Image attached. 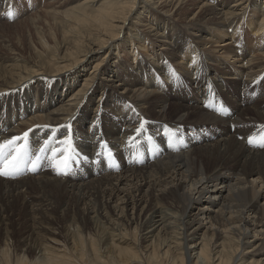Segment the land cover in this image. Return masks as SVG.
Wrapping results in <instances>:
<instances>
[{
  "label": "bare ground",
  "instance_id": "obj_1",
  "mask_svg": "<svg viewBox=\"0 0 264 264\" xmlns=\"http://www.w3.org/2000/svg\"><path fill=\"white\" fill-rule=\"evenodd\" d=\"M36 1L18 21L33 35L28 55L14 52L10 61H0V142L21 137L17 144L22 145L33 138L41 149L68 139L95 160L111 151L121 162L114 174L98 171L78 196L64 193L66 203L86 207L93 228L97 219L107 220L102 253L93 245L85 254L64 246L78 243L81 229L69 210L62 211L65 201L46 185L59 179L64 185L66 176L37 169L8 180L13 187L30 184L37 189L31 196L17 202L0 196V256L12 259L5 225L15 224L22 228L17 234L38 238L18 240L15 264H264V147L259 146L264 143V98L238 108L233 119L236 111L223 96H231L234 87L208 80L214 75L203 65L214 52L220 59L215 62L235 66L250 56L254 47L239 33L245 27L257 33L255 40L264 37L258 34L264 31V0ZM125 43L130 48L149 45L152 57L138 56L139 74L125 71L127 63L118 58ZM191 46L199 61L192 74V64L180 60L193 57ZM256 50L244 70L229 66L228 71L251 79L260 95L264 54L254 55ZM169 65L190 84L163 85L156 74L163 82L172 81ZM16 90L32 91L24 114L7 106ZM44 97L50 102L40 100ZM233 122L235 130L226 131L224 125L233 129ZM184 147L188 150L182 152ZM90 197L102 201L98 209L86 206ZM109 204L112 219L104 212ZM122 222L139 229L126 245ZM29 247L35 252L31 258L25 255Z\"/></svg>",
  "mask_w": 264,
  "mask_h": 264
},
{
  "label": "rangeland",
  "instance_id": "obj_2",
  "mask_svg": "<svg viewBox=\"0 0 264 264\" xmlns=\"http://www.w3.org/2000/svg\"><path fill=\"white\" fill-rule=\"evenodd\" d=\"M40 1V0H38ZM36 0H0V61H10L12 58V54L18 53L19 55H21L22 57H26L28 55V48L31 44H33V35L32 34H26L25 32V24L20 23L18 21H21V19H24L27 16V13L29 10H31L35 4H36ZM11 16V18H10ZM7 22V24L5 23ZM13 22V23H12ZM20 23V24H18ZM16 25V27H15ZM22 25V26H21ZM14 26V27H13ZM249 28H241V31L239 33V37L242 36V41L245 43H248L249 47H254V49H258L256 50L254 55H263L264 54V37H262L260 40H255L258 39V37L256 36L257 33L254 34V31H250L248 30ZM194 31V30H191ZM197 35L203 37L204 34L202 32H196ZM259 35H264V31L258 33ZM233 46L235 45V43H232ZM187 45V42L184 45L183 50L181 51V56L183 55V52L185 50V46ZM191 45V42H190ZM34 46V45H33ZM209 46V44L207 46H205V48H207ZM214 46V45H213ZM138 47V48H137ZM149 47V45H148ZM148 47L145 45L144 47L139 46L138 44H135L132 46V48H130V45H124L123 51L121 50L118 54V58H120L121 62H125L127 63L125 66L127 67V69H125V71H132L134 73V71L137 72V74H139L140 70L137 68V61H138V56L140 55L141 57H144L145 60L146 58H148L147 56L149 55L150 57H152V54L150 53V50H148ZM192 47V46H191ZM213 48H219V47H213ZM120 49V48H119ZM253 49V50H254ZM193 50V57L187 61V57L185 56L183 59L180 58V60L182 61V63H189L192 64V67L189 68V72L190 74H192V69L195 71V63L199 61L194 57V48L192 47ZM253 50H251L253 52ZM217 51V50H216ZM114 54L118 53L117 48L114 49L112 51ZM160 52V50H159ZM252 52H250V56L252 54ZM213 55L212 60L209 61V63H204V67L205 68H209V72L210 74L214 75L210 78H208V80H211L213 82H215L218 85H221V87H228V86H232L234 87V91L231 94V96H223V100H225L228 104L231 105V107L236 111V117H234L233 119H237V113H238V108H247L250 107L252 105H254L257 101L261 100L262 98H264V94H256L255 91L258 90L257 85L251 81V79H241L236 75L230 74V72L228 71L229 66H233L237 69H245L247 67V62L248 59L250 58V56L247 55V57L242 60L241 62H239L238 64L241 65L242 67L235 66L233 65L230 61H235L237 58V60H240L241 57L235 56V58H232L229 62L230 63H226L223 62L222 64H218V62L220 61V59H217V56L219 55V53H212ZM136 56V57H135ZM108 56L105 58L107 59ZM5 59V60H3ZM193 60L192 63H190V61ZM215 60H218V62H215ZM151 65V63H150ZM162 66V64H159L157 66V68H160ZM223 68H222V67ZM152 67V66H151ZM168 69H173L174 73H175V77L174 79H171L172 81H170L169 83L163 82L161 80V75L160 74H156L159 75L160 78V82L163 85H172V84H178L180 86H188L190 83L187 81L186 78H181L182 76H185L184 74L178 72L175 70V68L171 65H169ZM211 70V71H210ZM228 71V72H226ZM227 73V78H224V76H222V73ZM182 75V76H181ZM229 75H233L234 79H229ZM181 78V79H180ZM56 80H49V81H44L47 84H51L50 82H54ZM52 88V86H50ZM33 92L36 91V87H35V83L33 85L32 88ZM51 91L48 90L47 87V92ZM16 92V93H15ZM32 91L28 92V91H20V90H16L14 91L10 96V98H8L7 100V106L10 105V107H8L10 110L15 111V114L19 115L21 113H23V111L30 109L31 105H30V93ZM41 96H43V94L41 93ZM50 96L51 98L52 96V92H50ZM49 96V97H50ZM26 97V98H25ZM101 94L99 92L96 93L95 95V99L96 100H100L101 99ZM45 99H40L41 101H45V102H50L49 100L51 98L48 97H44ZM49 99V100H48ZM58 97H56L54 99L55 102H57ZM55 105L52 104V109H54ZM58 107V105H56V108ZM4 111V105L0 104V117L2 116ZM24 114V113H23ZM28 115V113H27ZM36 115V114H35ZM33 114V112L30 113V116H35ZM92 114L89 115V117H91ZM234 123V128L231 129L229 126V123L227 125H224V129L226 131H233L235 130L236 127V123ZM257 125V124H256ZM259 126V125H257ZM264 134V132H263ZM263 134L261 135L260 138H263ZM36 137V136H35ZM34 137V138H35ZM54 140H57L56 137H54ZM248 142V141H247ZM23 147L27 153V156L30 157L31 159H35L36 157H40V161H39V166H38V170L43 173H47L48 171H52L53 175L55 173H57L56 168L53 167V164H58L61 161H64L66 159H68L69 157H71V159L69 160V165H68V171L67 174L65 175V179H64V184L63 185V180L59 179L58 183L55 182H48L47 183V187L50 188L53 192H55V194H57V197L62 199L63 201H65L62 205L61 208L63 212H66V210H69V215L71 217H74L76 220V223L78 225V227L81 229V234H82V239L79 240L78 243H74L70 244L68 242H65L64 246L70 247L73 250L76 249H80L81 248V252L80 254H85L87 250L90 249V246L93 245L94 247L98 248L99 250H101V253L104 251L103 248V243H102V238L103 236H105L104 233H102L104 230H109V226L106 222V219H97L95 224L96 226L93 228L92 224L89 219L86 218V214L85 212H87L86 207L85 206H77V204H68V202L66 203V200L69 199L65 193L66 190L73 192L71 195L73 196H78V194H80L82 192V190H86L88 186H91V183L89 181L93 180L94 177H92L93 175L96 176L98 171H103L104 174H114V168H116V166L118 165L119 162H121V159L117 156H115L111 151H105L101 156H97V160H95L93 157H90V155H86L82 150L74 147L70 141L67 139L62 145L58 142L55 143L54 146L46 148V147H41V149L39 148V142H37V140L32 138L31 140H27L26 142H24ZM61 145V146H60ZM61 147V148H60ZM36 148V149H35ZM60 148V149H59ZM263 148V147H261ZM45 149V150H44ZM184 149V151H183ZM181 148L182 152H185L188 150V148L184 147ZM44 150V152H43ZM221 160L220 157H218L217 160L215 161H211L209 163V167L213 166L215 163L219 162ZM95 161L98 162V166L95 165ZM99 167V168H98ZM31 173V170H29L28 166L23 167L19 174H16L15 176H10V177H4V176H0L3 177L4 179H2V181L0 182V196L1 197H6L11 196V200H15L16 202L21 200V197H29L31 196L37 189H33V187H31L30 184L27 183V185L24 186H20V187H13L10 185V181L8 183V180H12V179H16L19 176H24V175H28ZM63 175V174H59ZM7 178V179H6ZM4 186H3V185ZM83 184V185H81ZM89 184V185H88ZM71 185V187H70ZM78 185V186H77ZM54 187V188H53ZM77 187V188H76ZM68 188V189H67ZM22 189V190H21ZM66 189V190H65ZM79 189V190H78ZM10 190V191H9ZM31 191V192H30ZM16 192V193H15ZM28 192V193H26ZM64 193L66 195H64ZM25 195V196H24ZM43 196L48 197V193H42ZM70 195V196H71ZM52 198H54V194L50 195ZM69 196V197H70ZM67 198V199H66ZM86 202L88 203V205H86L87 207H91L94 210L98 209L101 206L102 201L100 200L98 202V200L96 198H92L90 197L88 200H86ZM68 204V205H67ZM64 205V206H63ZM100 205V206H98ZM67 206V207H66ZM111 204L105 206L104 212L106 211V214L110 216V218L112 219L113 214L112 212L114 211L113 207ZM107 208V209H106ZM84 211H83V210ZM71 210V211H70ZM100 211V210H99ZM11 213V212H10ZM10 216V215H9ZM85 218V219H84ZM105 220V222H104ZM59 225H61L59 223ZM16 227V228H15ZM121 227L124 229L122 230V236L126 239V242L124 245H126V243H130V241H132L134 239V237H138V232L139 229L134 228V225L132 224H127L125 225L123 222L121 224ZM5 228L10 232L11 236L9 238V241L11 242V246L9 247V250L11 251V258L7 260V258L5 256H0V264H15L14 260L17 258V244H18V240H20L21 237H27V241L33 243V241L37 240L38 238L34 237V236H30L28 235V233H21V234H17V231H21L22 228L20 225H11V224H6ZM139 228V227H138ZM16 229V230H15ZM71 230H75L74 226H71ZM137 235V236H136ZM161 235V234H160ZM196 240L197 242L200 241V239H193ZM145 241H143L141 244L143 245ZM191 242H189V244H191ZM140 244V245H141ZM122 245V246H124ZM15 248V249H14ZM89 248V249H87ZM136 248V247H135ZM135 248L133 250H135ZM14 249V250H13ZM142 248L140 247V250ZM25 255L27 256V258H31L35 255L34 249H29L25 252ZM2 258V259H1ZM115 263V262H114ZM83 264V263H82ZM86 264V263H85ZM131 264H139L137 262L131 263Z\"/></svg>",
  "mask_w": 264,
  "mask_h": 264
},
{
  "label": "snow or ice",
  "instance_id": "obj_3",
  "mask_svg": "<svg viewBox=\"0 0 264 264\" xmlns=\"http://www.w3.org/2000/svg\"><path fill=\"white\" fill-rule=\"evenodd\" d=\"M142 128L143 124L141 125ZM141 129L137 131L139 132ZM27 135L28 133H25L24 138H27ZM20 139L21 137H13L0 142V176H15L25 166H28L31 171L37 170L41 158L39 156L35 159L28 157L23 145L17 144V141ZM248 143L252 144L253 140L249 138ZM259 146L264 147V143H261ZM70 159L71 157L58 164H53V167L57 170V174H67Z\"/></svg>",
  "mask_w": 264,
  "mask_h": 264
}]
</instances>
